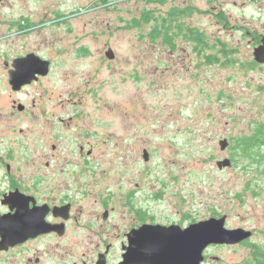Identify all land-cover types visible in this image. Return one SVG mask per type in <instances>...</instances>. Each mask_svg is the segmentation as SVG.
<instances>
[{"label": "rangeland", "instance_id": "rangeland-1", "mask_svg": "<svg viewBox=\"0 0 264 264\" xmlns=\"http://www.w3.org/2000/svg\"><path fill=\"white\" fill-rule=\"evenodd\" d=\"M180 3L0 0V10L10 12V21L24 12L29 26L40 24L22 41L15 39L16 46L71 57L70 66L54 67L55 89L43 93L47 99L53 92L65 107L77 102V140L90 137L83 143L100 161L95 167L103 169L92 195L106 196L110 183L115 200L132 191V208L149 206L158 223L191 225L226 216L228 229L244 228L253 237L211 247L207 254L221 260L204 264H239L251 257V244L264 245V150L243 148L245 140L264 133V65L255 62V45L241 34L263 33L264 8L254 6L252 17L248 12V27L230 29L214 26L209 11L218 0H205L203 12L182 16L175 10L184 7ZM75 8L90 11L68 17ZM52 14L63 20L54 31L42 25ZM156 14L164 16L162 25L153 21ZM108 48L115 60L105 65L99 54ZM58 115L66 116L63 110ZM224 140L228 145L221 151ZM54 142L61 156L55 163L62 166L72 146L67 139ZM224 159L231 166L219 169L216 163ZM80 161L78 156L72 164ZM55 173L59 186L68 180L65 171Z\"/></svg>", "mask_w": 264, "mask_h": 264}, {"label": "flooded vegetation", "instance_id": "flooded-vegetation-1", "mask_svg": "<svg viewBox=\"0 0 264 264\" xmlns=\"http://www.w3.org/2000/svg\"><path fill=\"white\" fill-rule=\"evenodd\" d=\"M170 1L176 5L183 3L184 7L175 9L181 16L189 10L204 11L201 7L205 0ZM218 1L220 4L209 12L215 17L214 26L219 28L242 29L244 24L248 27L251 21L247 19L248 12L252 17L254 6L264 8V0ZM55 6L60 8V4ZM79 9H73L68 17L90 11ZM0 15V43L3 42L0 45V264H122L138 240L135 232L141 228L158 225L187 228L189 223L185 221L158 223L149 206L132 208V200L136 199L132 191L115 200L111 183L103 192L106 196L92 195L103 169L99 171L95 167L100 161L92 157L93 149H87L88 145L83 143L90 137L81 136L77 140L81 134L75 122L79 118L77 102L65 107L53 92L47 99L43 93L55 89L50 88L54 67L70 66V55L51 58L37 48L16 46L15 39L22 41L21 38L39 29L40 24L29 26L30 19L24 12L11 21L8 10H0ZM154 16L153 21L162 25L164 16ZM168 17H172L171 12ZM62 21L59 14H52L50 19H43L42 25L54 31L61 28ZM103 22H97L96 26ZM179 23L178 27L184 24L181 20ZM262 32L241 33L255 45L253 52L264 43V29ZM68 33H72L69 28ZM197 34L198 40L201 33ZM107 50L99 54L105 65L115 60L113 52V57H108ZM77 60L74 58L73 63ZM61 110L66 116L58 115ZM58 128L64 132L58 133ZM52 139L57 142L67 139L72 146L66 149L67 161L62 166L55 163L61 156H57L60 148L56 142L50 143ZM76 156L81 161L72 164ZM57 170L69 176L61 186L56 181ZM127 206H131V212H126ZM211 247L214 246L206 249V257L211 256L207 254Z\"/></svg>", "mask_w": 264, "mask_h": 264}, {"label": "water", "instance_id": "water-1", "mask_svg": "<svg viewBox=\"0 0 264 264\" xmlns=\"http://www.w3.org/2000/svg\"><path fill=\"white\" fill-rule=\"evenodd\" d=\"M112 58V50L107 52ZM253 57L256 63L264 65V43L254 49ZM224 151L227 141L219 143ZM148 160L147 152L143 154ZM219 169L231 166L229 159L216 163ZM226 216L211 218L193 223L185 229L178 226H145L135 232L137 241L122 264H203L205 251L209 246H235L253 237V232L244 228L228 229ZM213 262H219V257L209 256Z\"/></svg>", "mask_w": 264, "mask_h": 264}, {"label": "trees", "instance_id": "trees-1", "mask_svg": "<svg viewBox=\"0 0 264 264\" xmlns=\"http://www.w3.org/2000/svg\"><path fill=\"white\" fill-rule=\"evenodd\" d=\"M152 37H153V34H152ZM207 60L208 62H211L212 59L208 57ZM243 146H244L243 148L245 151H252L254 148L264 150V133L259 132V134L250 137L248 140H245L243 142ZM248 242L249 240L245 241L244 243H248ZM251 248H252V253L250 255L251 257L245 259L242 263H239V264H264V245L260 246V245L251 244ZM208 257H206L205 255V261L207 260ZM215 263H218V262H215Z\"/></svg>", "mask_w": 264, "mask_h": 264}]
</instances>
